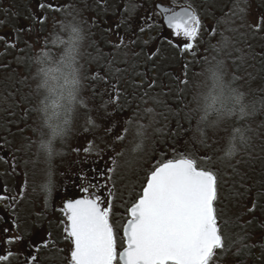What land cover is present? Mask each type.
I'll use <instances>...</instances> for the list:
<instances>
[{
  "label": "rangeland",
  "instance_id": "obj_1",
  "mask_svg": "<svg viewBox=\"0 0 264 264\" xmlns=\"http://www.w3.org/2000/svg\"><path fill=\"white\" fill-rule=\"evenodd\" d=\"M241 2L242 5L238 3L235 9L242 8L243 13L227 11V0L226 2L211 0L209 5L199 9L203 19L214 24L215 36L211 37L212 42L207 47V51L211 56L217 55L216 58L208 59V61L201 59L199 63L194 64L177 65V57L174 58L175 53L177 54L175 50L180 51V49L168 48L166 57L162 58V64L157 74L155 73L158 77L147 75L155 81V85L149 88L148 77L144 79L142 87L145 86L147 95L139 90V93L144 95L142 100L136 102L140 106L137 108L131 106L132 110L128 113H120L122 115L120 119L113 117L106 121V117L98 113L96 109L84 108L78 99L71 106V112L64 115L61 121V123L64 119L69 121L67 125H64V135L55 139H52L50 133L49 123L51 122L40 111L41 101L46 93L39 87L42 82L39 69L44 65L37 62V57L47 52L50 57V63L47 66L54 67L55 62L59 61L64 54L66 47L65 44L58 41L54 43V41L57 37L63 41L70 39L68 26H76L83 35L84 28L81 26V21L74 12L75 17L65 10L55 11L50 18L39 25L42 32H48L50 43L48 47L43 46L44 44L29 47L26 45L27 35L19 37V41L26 45L22 53H18L13 46H7L4 52H0V170H3L0 175V185L9 182L18 183V185L34 183L39 189L41 209L43 212L44 210L48 212L52 207L51 200L56 185L69 182L70 178L83 169L90 179L102 185L108 199L112 200V218H128L126 210L137 198L146 176L154 165L160 160L175 158L179 154H190L197 158L201 167L214 170L219 177L218 189H220L221 197L219 205L221 213L227 214V245L232 244L234 237H237L234 232L239 231L242 221L238 219V216L249 214L248 201L253 202L252 213H258L264 218V202L260 200L263 199L264 193L261 197H257L258 194L256 195L255 192L250 193L251 190L244 193L243 184L248 180H244L243 177L241 179L237 177L236 183L232 185L230 182L233 173L241 175L242 169L238 167V163L241 162L243 151L237 143L235 155L227 157L226 151L231 140L226 139L227 133H222L220 130L232 120H243L238 106L231 116L218 118L215 113H210L208 122L216 121L215 126H208L201 121V117L204 115V96L212 86L208 69L218 62H223L222 79L237 90L238 83L233 77V66L236 61L231 56L245 52V47L251 51L249 45L252 44L254 26L257 23H261L264 33V22H262L264 13L260 15L262 11L257 6L258 0H241ZM212 46H216L219 51ZM86 50L87 47L81 39L75 64L80 75L83 60L86 59ZM185 64L188 65L186 69L188 83L181 85L178 78L184 77ZM169 68H173L171 72L174 77L173 81L171 78L170 83L176 81L180 88H183L182 91L178 88L181 97L179 99L183 101V105L186 103L188 106L187 110L183 111V116L192 117V124H197L196 128L200 133L196 134V139L191 137L194 134L187 133L191 137L190 141L183 139L185 136L179 135L182 129L185 130L188 127V124L183 122L182 125L172 126L177 122L174 113L167 108L166 101L169 99V94L161 88L162 79L159 77L160 73L165 74L167 70H170ZM3 70H7L4 75ZM169 76L172 77L171 75L164 77L163 84L166 85L169 82ZM133 80L134 78L128 74L126 83L130 84ZM138 87L141 86L136 88ZM111 96L116 97L108 94L105 103L110 101ZM242 103L247 104L244 97H242ZM79 105L83 109L79 108ZM125 105L128 106L127 101ZM110 109L109 114L116 112ZM147 109L152 111H146ZM105 111L107 112V109ZM249 124L252 127H248L247 130L256 128V131H260L264 128L262 113ZM141 126H143L142 137L137 135ZM50 139L52 142L49 154V151L42 148L41 144L47 143ZM138 144L141 145L140 148H137ZM250 148L255 149L251 151V158L257 159L261 156L259 146L253 145ZM114 160L115 164H113ZM13 161L14 171L10 166ZM49 180L51 194L44 188ZM110 192L111 196H109ZM260 203L262 206L259 207ZM241 259L240 256L238 259L235 258V263L240 264L241 261L242 264H247L248 258Z\"/></svg>",
  "mask_w": 264,
  "mask_h": 264
},
{
  "label": "snow or ice",
  "instance_id": "obj_2",
  "mask_svg": "<svg viewBox=\"0 0 264 264\" xmlns=\"http://www.w3.org/2000/svg\"><path fill=\"white\" fill-rule=\"evenodd\" d=\"M38 7L42 13L45 9L49 11L65 9V6L56 5L52 0H46ZM155 7L172 36L182 41L176 45L181 52L195 55L202 30L198 13L190 5L179 6V10H176V6L162 4ZM238 11L243 13L244 9L240 8ZM46 19L42 16L37 18V21L43 24ZM254 27L256 30H262L261 23ZM68 30L70 34L68 41L60 40L59 37L54 41L66 45L64 54L55 62L54 67L47 66L50 63L47 52L37 57V62L44 65L39 69L42 77L39 87L48 89V94L41 101L40 111L49 122L58 119L62 114L70 113L71 106L78 100L81 81L75 64L82 35L76 26H68ZM212 47L219 51L216 46ZM154 55L155 53L150 54L148 58L152 59ZM222 63L218 62L208 69L212 86L204 96V115L201 117V121L208 126H215L217 123L208 122L210 113H215L218 118L231 116L236 112L237 106L241 118L254 115L256 112L255 105L250 106L249 112L242 104L243 93H238L235 88L223 81ZM187 67L185 64L184 77L178 78V82L184 85L188 83ZM116 71L119 72L120 69ZM94 78L105 79L99 73ZM154 85L155 81H151L149 88ZM118 99L117 94L116 100ZM68 123L69 121L64 119L63 124ZM49 127L52 139L65 133V128L61 125L49 123ZM142 129L143 126L137 132L141 137ZM238 141L246 144L247 138L243 130L236 128L226 151L227 157L235 155ZM51 142L50 139L47 143L41 144L49 154ZM140 147L138 144L137 148ZM10 166L14 171V161ZM80 179L81 191L87 194L81 198L68 199L60 209L64 216L61 223L64 225L65 239L72 245L69 264H216L218 252L226 253L235 244L241 246L237 249V255H240L242 250L253 247L244 243L246 236H238L232 245L226 246L215 206L219 198V177L214 170L201 167L197 158L190 154H179L175 158L160 160L154 165L146 176L137 198L126 210L128 219L122 226V235L117 232L112 222V200L105 201L100 195L90 191L89 187L83 186L84 181L89 185L92 183L86 175H82ZM44 188L51 194L50 180ZM7 193L6 185L0 187V201L6 199L15 201L17 196L23 195L22 190L18 191L17 195L10 196ZM111 195L110 192L109 196ZM3 231L7 233L9 230L5 228ZM22 240V236L7 237L3 243L11 245ZM42 246L47 247L48 241L44 240ZM28 247H36L37 251L39 250L37 245L31 243ZM13 255L15 253L10 249L0 253V264H10ZM37 260L36 255L30 254V264H36Z\"/></svg>",
  "mask_w": 264,
  "mask_h": 264
},
{
  "label": "flooded vegetation",
  "instance_id": "obj_3",
  "mask_svg": "<svg viewBox=\"0 0 264 264\" xmlns=\"http://www.w3.org/2000/svg\"><path fill=\"white\" fill-rule=\"evenodd\" d=\"M43 2L46 0H0V37H3L0 39V52H4L7 46L13 44H15L14 49L18 53H22L26 45L33 47L44 44L43 46L48 47L50 44L48 32L41 31L39 26L41 23L37 21V18L44 16L48 19L55 11L45 9L42 13L38 5ZM52 2L65 6L64 10L70 12L73 17L76 14L84 28L82 41L87 50L85 52L86 59L83 60L81 68L79 90V95L83 98L81 104L84 108H90L89 97L91 96L89 95L100 96L105 92L111 95H133L129 97V100H135L136 96L140 95L139 90L144 92L146 90L145 86L142 87L144 79L148 77V81L151 82L150 76H156L154 71L157 73L156 67L162 63L161 53L165 52V48H178L176 45L182 43L181 40L172 36L170 30L163 24L162 17L155 7L157 4L176 6V10H179V6L190 5L201 19L202 30L195 55L182 53L181 50L176 49L177 54L174 57H177L176 61L194 64L199 63L201 59L204 61V57H207V61L217 57L213 54L211 56L207 51V47L212 42L211 37L215 36L213 34L214 24L203 19L199 12V9L205 8L211 0H52ZM238 3L242 5L241 0H227V11L237 13L238 10L235 7L239 5ZM258 8L261 10L259 6ZM26 35L28 38L24 46L22 41H19V37H26ZM104 47L106 48L104 57L109 58L107 64L100 56ZM48 52L50 53V50ZM155 52L157 59L152 65L151 59L148 57ZM135 66L146 71L145 75L136 79L135 74L130 75L129 73L136 71ZM116 69H120V71L117 72ZM171 71L167 70L165 75L163 74L164 77L172 76H169L167 84H172L170 81L171 78L172 81L174 78ZM151 72L153 75L147 76ZM97 73L105 79L94 78ZM119 73L122 74V82L118 80ZM127 73L134 77V82L136 83L137 80L141 87L123 86L122 84L126 83ZM94 79L95 82L92 81ZM96 100L100 99L96 98ZM82 175H86L92 182L89 185L87 181H84L83 186L89 187L90 191L107 201L109 197H107L105 189L100 183L90 179L88 173L83 169L70 178L69 182L56 185L53 189L52 207L48 212L45 210L43 212L41 209L39 189L34 183L18 185V183L9 182L0 185V187L7 186V194L10 196L17 195L20 190L23 191V195L17 196L15 201L11 199L0 201V253L9 249L15 253L10 258V264H30V254L38 257L36 264H69L72 245L65 239L64 225L61 223L64 216L60 209L68 199L81 198L87 194L81 191L80 177ZM218 192L219 198L215 206L227 246V214L221 213L220 189ZM252 208V204L249 203L247 209L249 214L238 216L239 220L242 219L239 226H243L245 229L242 234L247 237V241L244 243L253 246L245 249L247 252L250 251V255L243 256L241 254L242 257L237 255L235 247L239 244H235L226 253L218 252L216 264H236L235 258L238 259L239 256L243 260L248 258L247 264H264V218L258 213H252ZM127 219L112 218L120 235H122V226ZM5 228L9 230L7 233L3 231ZM249 228L252 230L251 232L249 230L247 232ZM234 233L237 237H234L233 243L238 236H241V232ZM15 236H22L23 240L11 245L3 243L7 237ZM44 240L48 241L47 247L42 246ZM29 243L37 245L39 250L37 251L36 247H28ZM119 244L118 236V246Z\"/></svg>",
  "mask_w": 264,
  "mask_h": 264
},
{
  "label": "trees",
  "instance_id": "obj_4",
  "mask_svg": "<svg viewBox=\"0 0 264 264\" xmlns=\"http://www.w3.org/2000/svg\"><path fill=\"white\" fill-rule=\"evenodd\" d=\"M258 6L261 8L262 12L260 15H262V13H264V0H258ZM254 31L255 32H253L254 37H253L252 44L249 45V47L251 48V51H248L247 48L245 47V50H246L245 52L240 53V54L235 53L231 57H233L234 61H236L234 62L235 65L233 66L234 68L233 77L236 79V83H238L237 91L240 93H243L244 101L245 100L247 101L246 105H250V106L255 105L256 112L254 115L245 116L244 118H242L243 120H239V121L232 120L233 123L231 122L228 125L227 124L224 125L220 131L222 133H227L225 135L226 139L228 138V140H231L234 129L239 128L243 130L244 135L247 138V143L243 144V143H240L239 141L237 142L239 143L240 150L243 151L242 156L240 158L241 162L238 163V167L240 166V168L242 169V172H241V175H238V173L235 175V173H233L231 175L232 179L230 182L232 185L236 183L235 179L237 177H239L240 179L241 177H243L244 180H248L247 183L243 184L244 193L245 191L248 192L251 190L250 193L255 192L256 195L258 194L257 197L258 196L261 197L262 193H264V131H262L264 130V128H262L260 131H256V128H253L252 130L251 129L247 130L248 127H252V126H249L250 125L249 123L255 120L261 113H262V116L264 117V33L262 32V30L255 29ZM167 49L168 47L165 48V52L161 53L162 54L161 58H164L163 56H165V54L167 53L166 52ZM105 51H106V48L104 47V51L101 52L100 56L103 57V59L105 60V64H107L109 61V58L106 59L104 57V55H106ZM156 59H157V55L155 52V55L151 59L152 65L155 64ZM176 62L178 63L177 65L181 64V62L179 61H176ZM237 63H240V64H237ZM160 66L161 65L159 64L156 67L157 72ZM135 69L136 71L134 73H129L130 75L135 74V79L139 76H144L146 73V71L142 69H138L136 66H135ZM169 69L172 70L173 68H169ZM154 73L156 72L154 71ZM163 74L164 73H160V76H159L160 79L162 80L164 79V75H165ZM121 75H122L121 73H119L118 75L119 82H122ZM149 75H153L152 72ZM126 76L128 77V73L126 74ZM155 77H158V76L156 75ZM162 80H161L160 86L161 88H164L166 92H168L167 94H169V97H168L169 99L166 101L168 105L167 108L169 109L170 112L174 113L175 121L178 123V124L175 123L172 126H179V124L182 125L183 122L184 124H188V127L185 128V130L182 129L179 135H182V137L185 136L183 137V139L188 140V141H190L191 137L192 139H196V134L198 135L200 132L197 131V128H196L197 124H192V121H193L192 117L188 118V117L183 116L184 115L183 111L187 110L188 106L186 105V103L185 105H183V101L179 99L181 98L180 93L178 92V88H180L179 83L175 81L172 84L165 85L163 84ZM92 81L95 82V79ZM122 85L129 86V87L139 86L137 83V80H136V83L133 80L131 81L130 84L125 83ZM108 94L109 93L105 92L103 95H100V96L89 95L91 96L89 97V103L91 104H89L90 108L88 110L96 109L98 113L106 117L105 118L106 121L108 119H112L113 117L120 119V117H122L120 113H128L129 111L132 110L131 106L133 108H137L140 105L136 104V102L142 100V96H144L142 94L137 95L135 100L132 99V101H130L129 97L133 95L119 94L118 100H116V97L113 98L111 96L110 101L105 103V100L107 98L106 96H108ZM96 98L100 100L97 101ZM125 101L128 102V106L125 105ZM129 103H132V104H129ZM109 108H111L110 109L111 111H116V112L109 114ZM106 109H107V112L105 111ZM187 133L189 135L194 134V136L189 137ZM253 145L259 146V150L261 152V156L257 159L251 158L252 156L250 155L251 151L253 152V150H255V149L250 148V146H253ZM209 147H211V145ZM244 169L246 170V172ZM256 195L253 196L254 200L256 198ZM262 198L263 199H260V200L264 202V195ZM258 205L259 207L262 206L261 203ZM238 230H239L238 232H241L240 233L241 236H243L244 230H245L243 226L242 227L239 226ZM248 230L250 232L252 231L250 228L247 229V232H249ZM247 236L249 235L247 234ZM246 241L247 239L244 242ZM240 247H241L240 245L236 246L235 250L239 249ZM241 254H245L246 256H249L250 251L247 252L245 250H242ZM241 254L240 256L242 257ZM240 264H242L241 261H240Z\"/></svg>",
  "mask_w": 264,
  "mask_h": 264
},
{
  "label": "clouds",
  "instance_id": "obj_5",
  "mask_svg": "<svg viewBox=\"0 0 264 264\" xmlns=\"http://www.w3.org/2000/svg\"><path fill=\"white\" fill-rule=\"evenodd\" d=\"M78 75H79V78H80V73L79 72H78ZM43 89H44V91H45V93L47 95L48 94V89L47 88H43ZM243 105H245V104H243ZM245 106H246V109L250 112V105H245ZM238 111H239V106H238ZM62 112H63V110H62ZM239 114H240V112H239ZM63 116H64V114H62L58 119H52L51 120V124L52 125H61V126L64 127V124L61 123V121L63 120ZM50 133H51V129H50Z\"/></svg>",
  "mask_w": 264,
  "mask_h": 264
}]
</instances>
